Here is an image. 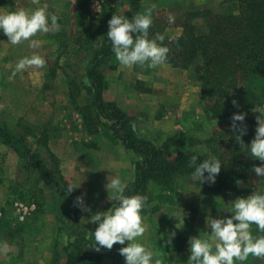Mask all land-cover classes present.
<instances>
[{
    "label": "rangeland",
    "instance_id": "rangeland-1",
    "mask_svg": "<svg viewBox=\"0 0 264 264\" xmlns=\"http://www.w3.org/2000/svg\"><path fill=\"white\" fill-rule=\"evenodd\" d=\"M45 3L48 4V10L57 15L61 29L59 32L37 33L32 37L31 39L40 41L38 48H30L28 41L19 45L8 44V37L0 33V111L4 109L0 124L8 121L15 132L26 135L33 149L44 154L47 166L52 171H58L62 181L61 192L56 194V190H51L43 183L40 174L34 168L23 167L12 181L5 178V175H2L3 178L0 175V186L4 193L10 196L0 207L6 211L8 224L18 228V231L30 240L32 259L38 256L37 258L41 259L40 264H43L44 251H49L44 241L47 239L48 229L53 226L47 222L43 224L41 217L43 209L51 213L48 215H52L56 213V207L58 208L57 216L62 229L54 238L56 237L57 242L64 247L68 248V244L74 240L72 234L75 230L79 231L86 242L94 241L93 234L98 225L90 223L91 216L108 211L115 202L105 188L107 177L117 175L126 184V188L130 187L136 177L135 164L141 160L139 155L132 151L126 153L121 148L120 140L109 131V122H101L97 127L98 132L87 131L84 112L86 113V105L91 102L88 95L83 93L77 94L75 99L69 98V82L71 77L76 75L64 69V66L73 62L75 70L83 71L86 65L79 62V59L66 58V55L75 53L71 46L77 30L73 12L75 0H0V14H7L20 8L35 10ZM238 8L237 0H142L140 12L151 9L154 30L173 39L177 36V30L183 31L181 24L187 19L199 27L203 25L202 16L190 13L206 11L215 14L238 13ZM127 10V7H118L113 0H90L85 17L88 19L107 13L122 15ZM169 16L174 17V23L168 22ZM45 36L49 39L44 38ZM33 54L43 57L44 66L28 67L13 76L19 59L31 57ZM103 65L101 69L104 73ZM139 68L146 70L143 74L148 78L159 80L156 82V88L159 90H155L154 97L149 102L151 105L148 101H142L143 104L137 103L135 105L137 110L134 112H141L142 107L148 104V107H152L150 111L158 116L159 109H162L165 103L168 105L172 103L174 89H167L169 86L164 87V83H160L163 73L159 66L148 68L144 65ZM105 70H109V67L106 66ZM188 70L190 74H187L188 71L180 77L171 76V80L177 79L185 83V86L192 82V90L201 91L194 70L192 68ZM52 71H55L54 76L51 74ZM151 72L157 74L151 75ZM139 88L143 95L152 91L147 82ZM194 93L193 95L199 98V92ZM105 94L106 91L103 95L104 100L112 102ZM166 94L172 98L165 99ZM214 103V98L203 99L201 96L199 101L189 106L185 117L178 115L169 118L166 136L153 135L152 143L168 159H174L180 152L201 154L206 157L210 154L220 155L225 151L227 143L225 131L230 126L228 123L222 124L211 119L210 112ZM133 118L138 129V121L136 117ZM55 134L62 138L64 145L58 146L57 151H50L46 148L47 142L49 137ZM69 185L76 188L71 195L66 192ZM254 190L264 192V183L259 180L244 181L237 189L219 197H203L201 187L187 177L178 178L171 191L151 185L147 192L148 204L142 212L148 227L140 239L159 254L163 264H187L190 256L189 239L203 235V231L210 232L205 226L207 216L209 214L213 218L230 216L228 203L238 197L246 198ZM81 194H86L85 204L91 212L81 211L79 207L74 206L75 198ZM18 201L36 202L40 209L39 215H32L24 223L18 222L14 209V204ZM173 232L175 237L169 244L168 239ZM252 232L254 235H264L258 232L256 226H252ZM53 241L51 240V244ZM127 243L116 244L111 250L101 248V264H125L119 249L126 247ZM53 244L49 248H54ZM181 246L182 250L178 253L176 250ZM63 255L64 264L66 253L63 252ZM244 264H264V258L250 256Z\"/></svg>",
    "mask_w": 264,
    "mask_h": 264
},
{
    "label": "trees",
    "instance_id": "trees-1",
    "mask_svg": "<svg viewBox=\"0 0 264 264\" xmlns=\"http://www.w3.org/2000/svg\"><path fill=\"white\" fill-rule=\"evenodd\" d=\"M89 2L90 0H75L74 3L77 30L71 46L75 53L66 55V58L79 59V62L86 65L83 71L75 70L73 62L64 66V69L76 75L69 82V98L75 99L77 94L83 93L90 97L91 102L86 105V113L84 112L89 133L98 132L100 123L107 121L110 123L109 131L120 140L123 147L141 157L135 164V181L125 189V195H147L151 185L171 191L178 178L191 177L193 169L189 167V162L192 156H196L199 161L208 157L185 152L178 153L174 159L164 157L152 141L140 136L137 126L133 130V124L136 125L133 117L115 103L104 100L105 75L101 66L114 55L111 42L107 40L108 21L114 14L107 13L87 19L85 12ZM113 2L118 7L128 8L122 15L129 19L141 10L142 0ZM237 2L238 13H190L202 16L203 25L199 27L187 19L181 24L183 31L180 36L173 39L164 36L163 42L170 50L165 64L181 70L192 68L196 80L200 82L202 98L215 99L210 112L211 119L230 126L225 131V151L216 155L223 162L216 182L195 183L201 187L205 197L225 195L237 189L241 184L238 185L237 181L259 180L264 183V178L251 171L254 164L259 166L261 162L241 151L234 139V135H239V132L234 133L231 127L233 114H245L243 126H246L247 134L242 139L245 144H250L257 127V112L254 109L264 105V0ZM154 27L155 23L149 29L150 37L157 34ZM134 71L146 73L139 65H134ZM51 74L54 76L55 71ZM233 101H236L235 105ZM0 143L13 150L25 168L36 169L47 187L56 190V194L61 192L60 174L47 166L43 155L33 149L26 135L19 134L7 123H2ZM115 204L116 201L113 205ZM78 232H73L74 240L68 244V248L58 242L55 244L51 264H63V252L66 253L64 264H101L102 255L93 248L95 240L86 242ZM182 247H178L176 251L181 252Z\"/></svg>",
    "mask_w": 264,
    "mask_h": 264
},
{
    "label": "clouds",
    "instance_id": "clouds-1",
    "mask_svg": "<svg viewBox=\"0 0 264 264\" xmlns=\"http://www.w3.org/2000/svg\"><path fill=\"white\" fill-rule=\"evenodd\" d=\"M168 22L174 23V17L169 16ZM152 24L151 9L138 12L131 19L114 14L108 21L107 40L111 42L112 52L122 66L147 65L148 68H156L167 61L170 50L163 43L165 37L159 33L150 37ZM60 29L58 17L48 10L47 3L35 10L20 8L0 14V33L8 37V44L11 45L28 41L29 47L35 49L40 46V41L32 37L37 33L59 32ZM44 64L45 60L38 54L21 58L16 63L13 76L28 67L42 68ZM254 111L259 112V115L256 117L255 136L250 144H245L242 139L247 134L246 126H243L245 114H233L231 127L234 133L239 132V135H234V139L241 151L261 162L259 166L254 164L251 171L264 178V108ZM135 127L133 124V130ZM222 166L223 162L216 155L210 154L202 161L192 156L189 162V167L193 169L190 179L194 183L214 184ZM240 183L237 181L238 185ZM105 188L116 204L108 211L91 216L90 223L98 225L92 233L95 251L99 252L101 248L111 250L116 244L125 245L128 242L126 247L119 249L125 264H163L159 254L140 239L148 227L142 216L148 196L139 193L125 195L126 184L117 175L107 177ZM75 189L69 185L66 192L71 195ZM85 195L77 196L74 206L81 211L91 212L85 204ZM228 204L230 216L213 218L209 214L205 226L210 232L203 231V235L189 239L190 256L187 264H244L250 256L264 258V235H254L252 232V226L255 225L258 232L264 233V192L254 190L246 198L238 197ZM174 237L175 232L169 236V244Z\"/></svg>",
    "mask_w": 264,
    "mask_h": 264
},
{
    "label": "crops",
    "instance_id": "crops-1",
    "mask_svg": "<svg viewBox=\"0 0 264 264\" xmlns=\"http://www.w3.org/2000/svg\"><path fill=\"white\" fill-rule=\"evenodd\" d=\"M181 34L182 31L177 30L176 35L180 36ZM44 38L49 39L48 36H45ZM49 48L51 49L53 47ZM104 64L105 65H103V70L105 75V95L109 97V101L114 102L121 110L133 117H136L138 121L137 124L139 134L142 135L143 138L146 140L153 141V135L165 137L168 131V129L166 128L168 124V119L172 116L178 117V115H180L182 118L185 117V114L189 111V106H191L193 102L197 100L199 101L201 98V91H199V89L192 90V82H189L188 85L185 86V83H181L177 79L171 80V76L180 77L183 73L186 74L189 70L176 69L173 68L171 65L164 63L163 65L159 66V70L163 73L160 83H164V87L166 85L169 86V88L167 87V89H174L172 96L173 99L171 100V104L168 105L165 103V105H163V108L159 109L160 114L158 116H155L156 113L150 111L152 107H148V104L151 105V103L149 102L154 97V94L156 92L155 90H159L156 88V82H159V80L157 81L154 78H148L147 76H145L146 74L143 73L134 72V65L130 67L122 66L119 61L116 60L115 55L109 58ZM106 66L109 67V70H105ZM151 73V75L155 74V72ZM190 73L191 72L189 71L187 74ZM144 82H147L149 84V87L152 88V91L149 92L147 95H143V93H140L139 87L142 86ZM196 91L199 92V98H197L196 95H193V92H195L194 94H196ZM170 97L171 95H164L165 99ZM142 101H148V104L142 107L141 112H134V110H137L135 105H137V103H142ZM261 108H264V105ZM3 110L4 109L0 111V117H2V115L4 114L2 113L4 112ZM258 115L259 112H257V116ZM4 117H6V115H4ZM4 123H7L10 126V123L8 121H5ZM62 145H64V141L59 135L55 134L49 137L46 148L50 151H57L56 148ZM121 146V148L124 149V151L127 153V150L123 147L122 143ZM43 157H45L44 154ZM23 167L24 163L21 161L18 155L9 147L0 143L1 177L2 175H5V178H9V180L12 181L17 177L18 173ZM8 197L10 196L7 193H4V190L0 186V206L1 203L3 201L5 202L6 198ZM38 209L39 208L37 204V210L33 215H39L40 211H38ZM58 212L59 210L56 207V213L48 215L51 213L43 209V216H41L43 217V224H46L47 222L53 225L51 226V228L48 229L47 239H45L44 241V243L47 244L49 251L45 250L43 253V264H50L53 260L54 248L49 247L52 246L53 243H57L56 237L54 238V235L62 229V225H60L57 216ZM5 213L6 211L2 210V208L0 207V264H40L41 259L37 258L38 256L32 259L30 253L32 245H30V240L22 232H19L18 228L12 227L8 224L9 218L6 217ZM18 222L20 221L18 220ZM51 240H54L52 244Z\"/></svg>",
    "mask_w": 264,
    "mask_h": 264
},
{
    "label": "built area",
    "instance_id": "built-area-1",
    "mask_svg": "<svg viewBox=\"0 0 264 264\" xmlns=\"http://www.w3.org/2000/svg\"><path fill=\"white\" fill-rule=\"evenodd\" d=\"M16 217L20 222H25L37 210L35 202H22L18 201L14 204Z\"/></svg>",
    "mask_w": 264,
    "mask_h": 264
}]
</instances>
